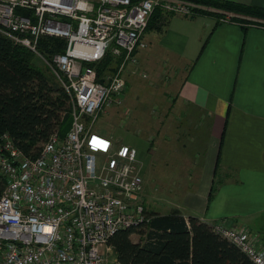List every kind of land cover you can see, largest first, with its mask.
<instances>
[{"label": "built area", "instance_id": "built-area-1", "mask_svg": "<svg viewBox=\"0 0 264 264\" xmlns=\"http://www.w3.org/2000/svg\"><path fill=\"white\" fill-rule=\"evenodd\" d=\"M156 7L187 16L203 8L187 0H0V33L43 61L71 107L68 131H53L34 157L0 135V264H122L109 259L108 240L147 220L143 178L136 149L93 125L104 108L122 103L124 68L146 46L143 33ZM41 37L63 39V51L44 55ZM107 54L120 61L100 72ZM210 225L264 264V245L247 228Z\"/></svg>", "mask_w": 264, "mask_h": 264}, {"label": "crops", "instance_id": "crops-1", "mask_svg": "<svg viewBox=\"0 0 264 264\" xmlns=\"http://www.w3.org/2000/svg\"><path fill=\"white\" fill-rule=\"evenodd\" d=\"M230 1L264 8V0ZM222 15L233 20L219 23ZM162 18L146 27V46L124 70L134 75L160 56L169 74L161 85L172 104L158 112L159 143L165 153L180 148L186 178L173 179L168 191L179 196L170 210L154 213L178 209L209 224L225 221L264 245V18L208 6Z\"/></svg>", "mask_w": 264, "mask_h": 264}, {"label": "trees", "instance_id": "trees-1", "mask_svg": "<svg viewBox=\"0 0 264 264\" xmlns=\"http://www.w3.org/2000/svg\"><path fill=\"white\" fill-rule=\"evenodd\" d=\"M187 1L264 18V8L259 6L230 0ZM164 13L171 14L154 8L147 28L155 27ZM38 48L46 56L62 52L64 40L41 37ZM34 57L32 51L0 33V135L7 133L27 157L36 156L53 131L63 136L71 125L67 92L47 66L43 69L35 64ZM117 59L107 54L99 71L112 67ZM3 186L4 178L0 175V194ZM146 219L138 227L117 230L109 238L108 243L122 264H255L196 216L184 217L178 209H172L167 214L146 212ZM134 232L140 234L138 241L131 239Z\"/></svg>", "mask_w": 264, "mask_h": 264}, {"label": "rangeland", "instance_id": "rangeland-1", "mask_svg": "<svg viewBox=\"0 0 264 264\" xmlns=\"http://www.w3.org/2000/svg\"><path fill=\"white\" fill-rule=\"evenodd\" d=\"M160 58L159 56L156 60L157 64L153 67L137 68L134 75L125 74L123 71V77L127 78V81L124 94L121 96L122 103L104 108L95 118L93 125L95 131L136 149L140 174L143 182L147 184V196L143 195L145 208L150 213L168 212L173 206L172 202L179 196V194L174 195L168 191L173 179L176 176L186 178L184 174L186 168L178 171V168L183 166L179 158L181 156L180 148L169 149L165 153L159 143L161 137L158 134L161 133V125L159 126L158 122L161 124L162 120L161 114L158 112L162 106H171L172 104L169 94L166 95L168 92L164 91L165 84L163 87L161 85L165 79L163 76L169 74L161 72L158 64L162 65L164 60ZM34 62L44 69V63L40 58L35 56ZM117 66L118 61L112 64V67L108 66L107 68L112 72ZM48 73H50L49 70H47ZM170 132L168 131V133ZM164 156L169 159L167 163L163 162ZM166 164L167 166H165ZM214 223H218V221L210 224ZM139 235V232L132 233V241H138ZM110 251L109 259L115 257L113 250L110 249Z\"/></svg>", "mask_w": 264, "mask_h": 264}]
</instances>
